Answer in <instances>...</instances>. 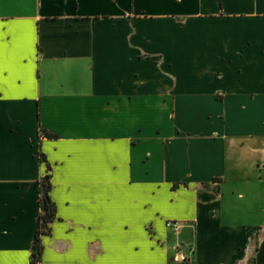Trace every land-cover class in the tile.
<instances>
[{"label": "crops", "instance_id": "obj_1", "mask_svg": "<svg viewBox=\"0 0 264 264\" xmlns=\"http://www.w3.org/2000/svg\"><path fill=\"white\" fill-rule=\"evenodd\" d=\"M45 178L40 264H264V0H0V264Z\"/></svg>", "mask_w": 264, "mask_h": 264}, {"label": "trees", "instance_id": "obj_2", "mask_svg": "<svg viewBox=\"0 0 264 264\" xmlns=\"http://www.w3.org/2000/svg\"><path fill=\"white\" fill-rule=\"evenodd\" d=\"M50 188L51 185L48 181V178L43 179L39 183V203L42 207L43 213L38 217V228L32 245L30 264H40L42 252L41 236L48 234L49 230L47 224L54 217L55 207L48 195Z\"/></svg>", "mask_w": 264, "mask_h": 264}, {"label": "built area", "instance_id": "obj_3", "mask_svg": "<svg viewBox=\"0 0 264 264\" xmlns=\"http://www.w3.org/2000/svg\"><path fill=\"white\" fill-rule=\"evenodd\" d=\"M166 226L168 228H171V229H177L178 228V224L177 223H172V222H167Z\"/></svg>", "mask_w": 264, "mask_h": 264}]
</instances>
